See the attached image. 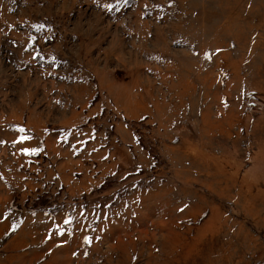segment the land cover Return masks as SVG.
I'll return each mask as SVG.
<instances>
[{"label":"rangeland","instance_id":"rangeland-1","mask_svg":"<svg viewBox=\"0 0 264 264\" xmlns=\"http://www.w3.org/2000/svg\"><path fill=\"white\" fill-rule=\"evenodd\" d=\"M0 264H264V0H0Z\"/></svg>","mask_w":264,"mask_h":264},{"label":"snow or ice","instance_id":"snow-or-ice-1","mask_svg":"<svg viewBox=\"0 0 264 264\" xmlns=\"http://www.w3.org/2000/svg\"><path fill=\"white\" fill-rule=\"evenodd\" d=\"M210 58V57H209Z\"/></svg>","mask_w":264,"mask_h":264}]
</instances>
